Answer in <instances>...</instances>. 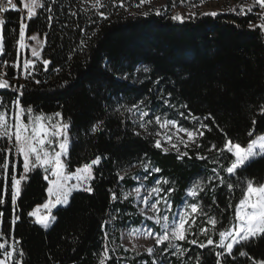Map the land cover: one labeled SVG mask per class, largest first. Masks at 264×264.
<instances>
[{
	"label": "trees",
	"instance_id": "obj_1",
	"mask_svg": "<svg viewBox=\"0 0 264 264\" xmlns=\"http://www.w3.org/2000/svg\"><path fill=\"white\" fill-rule=\"evenodd\" d=\"M21 1L14 0L18 8ZM160 1L159 15L156 10L146 16L129 14L139 0H123V7L120 0L114 4L109 1L92 10L81 6L79 0H41L43 7L26 21L19 11L2 14L0 74L10 87L0 89V112L12 115L16 99L35 114L59 112L69 125L65 159L69 172L101 157L93 167V191L73 193L66 207L54 210V222L45 230L29 213L46 199L47 173L35 168L27 174L14 208L11 176H21L23 163L14 149L12 153L0 152V162L5 155L9 162L6 180L0 169V242L3 237L12 243L14 260L19 256L22 264H98L105 245L108 248L105 232L141 223L132 201L124 200L123 193L136 186V172H126L148 164L145 175H150V182L158 177L167 179L164 192L174 189L169 195L173 208L182 204L191 185L213 177V168L224 184L215 178L197 196L207 216L198 214L195 228L186 240L177 242L187 250L183 256L173 255L174 249L162 251L166 244L153 255L118 247L116 252L108 250L106 264H217L215 253L223 251L215 246L218 232L235 223V206L247 183H263L264 155L229 175L224 169L233 157L226 151H209L211 145L222 148L229 139L246 146L264 134V31L249 27L250 23H261L258 16L235 7V11L216 16L196 14L181 23L173 20L171 13L195 9L201 0H185L183 4L180 0ZM21 22L26 25V37H43L41 61H50L47 71L39 63L22 81L14 67ZM129 109L146 110L151 118L165 115L188 129L207 124L211 130L201 129L204 135L197 138L200 147L194 145L185 150L187 156L178 159V153L155 147L153 134L133 132ZM189 113L199 120L186 119ZM97 124L99 128L93 132ZM250 131L252 137L248 136ZM10 147L7 139H0V150ZM198 154L207 159H198ZM154 167L161 171L152 174ZM228 184L233 187L229 189ZM111 216L114 220L110 222ZM208 216L217 219L215 230L205 224ZM15 217L19 219L13 224ZM202 227L208 229L207 235L200 233ZM209 237L213 245H207ZM193 239L196 244L188 242ZM114 241L118 243L117 235ZM200 243L207 246L200 248ZM241 251L247 255H239ZM262 260L264 235L235 245L233 254H225L220 264Z\"/></svg>",
	"mask_w": 264,
	"mask_h": 264
},
{
	"label": "snow or ice",
	"instance_id": "obj_2",
	"mask_svg": "<svg viewBox=\"0 0 264 264\" xmlns=\"http://www.w3.org/2000/svg\"><path fill=\"white\" fill-rule=\"evenodd\" d=\"M150 0H139V4L137 7L144 5L145 3H149ZM7 3L11 5L13 8L16 7L15 4L12 3V0H7ZM180 3H185V0H180ZM203 3V0H201ZM255 4L259 5L261 11L258 13L259 19L261 21L258 25L249 24L250 28L255 29L259 27L261 31H264V0H254ZM103 7L102 0H95L93 7ZM120 6L123 7V0H120ZM27 9V15L29 18L36 15V9L39 7H43L41 0H28V2L24 5ZM3 8H0V11H3ZM235 11V9H232ZM248 12L252 11V6H248ZM241 13H244V8L241 7ZM145 16L148 15L147 12L143 13ZM156 14H160V9H156ZM217 12L204 13V15H212L216 16ZM103 15V13H101ZM190 15L194 16L195 13H191ZM107 17H105L106 19ZM175 21H179L181 23L184 22L185 16L181 14H175L171 17ZM51 19V17H49ZM4 23L3 20H0V25ZM25 29L26 25L21 23L19 29V41L20 47L24 48V40H25ZM32 40H35L37 44L42 47L43 43L39 40L37 35H33L29 37ZM0 51H2V47H0ZM32 56L37 59L40 58V52L36 47H33L31 50ZM44 70H48L49 60L42 61ZM18 65H14L16 67ZM23 68L27 76L32 75V70L35 68V63L32 60H25L23 64ZM145 72L148 71L147 68L143 69ZM39 83V81H37ZM10 85L7 80L3 79L2 75H0V89H7ZM167 103V101H165ZM2 103V101H0ZM143 103V102H141ZM15 108L17 109L14 115V123L9 124L6 119V113L0 112V139H7L9 144L11 145L8 149L0 150L3 153H12L13 149L15 153L23 157V170L24 175H21L19 178L15 174L11 176V203L13 207L17 205V200L21 194V182L27 179V173L32 171L33 169L39 167L43 168L47 173L45 175V180L48 181V187L46 189L49 200L43 205L44 209H47L49 215L40 216L36 211L30 212V216L36 217V223L40 224L43 228L47 229L50 226L52 220L55 217L51 216V209L55 208L57 205L67 206L69 203V198L71 197L74 191H86L91 193L93 191L91 187V181L95 178L93 175V166L98 165L100 163L101 157L97 156L95 159L91 160L90 163L84 164L82 167H78L74 172L67 171L66 162L62 159V157L67 156L68 152V128L69 125L67 123H63V118L59 112L55 113V117H60L59 121L53 122V117H46L43 114H33V110L31 108L25 109L21 106L19 99L13 101ZM134 108H139V105H134ZM186 107V105L184 106ZM131 111V109H129ZM261 112H264V106L261 107ZM27 113L28 122L25 123L22 117ZM181 116H184V113H180ZM149 113L147 111H140V119L143 121L145 117H148ZM192 120H199L198 117L192 116L189 113L188 117ZM207 119V117L205 118ZM153 121L149 119L146 123H141L140 127L144 128L147 131V124H151ZM155 123L160 126L161 129H169L174 128L175 134L184 133L187 137V140L183 139V137H177L179 140V144H182L185 148L189 146V143L195 144L197 148L200 147V144L197 143V137H202L204 135V131L201 129L211 130L207 124H200V127L195 130H190L188 128L182 127L178 121L162 118L161 116H155ZM255 124V121L253 122ZM99 128V125H94L92 131L95 132ZM157 136L163 135L165 143L169 144L172 149H174L179 155L178 159H182L187 156L188 153L181 152L180 147L177 143H173L172 135H164L161 132L156 133ZM249 137L253 136V132L248 133ZM62 137V139H61ZM14 141V142H13ZM56 145L59 150H56L53 145ZM155 147L161 148V140L157 139L155 141ZM165 152L168 151V148L163 149ZM215 150L218 154H222L225 151L230 153L233 159L231 160L230 166H227L224 170L229 175H234L238 170L246 169V167L252 162V160L256 159L258 156L264 155V134H259L255 138L251 139L246 146H242L241 143L233 142L232 140H227L222 148H217L215 144L211 145L209 151ZM198 159L205 160L207 157L202 155H197ZM8 167L9 162L7 159V155L2 162H0V169H3V178L6 180L8 176ZM145 172L148 171L149 165L143 164ZM223 167V166H222ZM152 172H160L161 170L158 167H154L151 169ZM214 176L209 177V181L214 178H218L220 184H224V178L219 175V172L215 168L212 169ZM54 177V178H50ZM147 177H145L146 179ZM120 180H123V176H119ZM69 181H75V183H69ZM155 187H152L148 190L147 195L141 197V187H136L132 192H127L123 194V199H128L129 196H133L137 200H141L151 212L155 215H147L142 212L146 216V219L154 221L156 225H159L161 231L154 233L151 229L146 230L144 233L147 237H153L155 239L156 245H161L167 242V247L162 251L167 252L169 249H175L172 253L173 255H177L178 258L183 256L186 253V249H182V247L175 243V241H184L186 240V236L190 230L191 225L186 228V224H189V219L191 218V224H195V215L201 214L206 215L202 210V206L199 203H191L185 204L183 210L178 211L174 218L173 223L169 225L167 222L169 221V216L160 215V207L159 205L163 202L167 210H171L172 205L168 199V196H161L160 193L164 191L163 188L160 187V184H167L168 180H156ZM229 189L233 186L228 184ZM169 195L174 189L167 190ZM204 191V185L201 182H196L192 187L187 190L186 195L195 199L200 192ZM155 196V202L149 203V200ZM117 199L116 194L112 193V200L115 201ZM0 203H3L0 200ZM3 214L0 213V216ZM19 217H15L12 221L15 224L16 220ZM114 219V218H113ZM235 223L231 228L220 230L218 232L219 241L216 243V247L223 249L222 252L217 251L215 253L217 258V264H220L221 259L226 255L231 256L233 254V248L237 244H241L243 242H247L250 239L264 235V184L255 185L254 182L249 181L246 185V190L243 191L242 199H240L239 203L235 206V215H234ZM164 221V223H161ZM105 224L108 222L105 221ZM207 223L212 226V229L215 230L216 225L218 223L215 216H208ZM104 225H102V228ZM133 233L140 232L139 229H133ZM200 233L203 235L208 234V229L206 227L200 228ZM108 233H104V238L107 240ZM191 244H196L197 241L195 239L188 241ZM18 243V241H17ZM214 241L211 237L207 239V245H213ZM204 243H200L199 247L204 248L207 246ZM4 248V244H0V249ZM127 251V249H125ZM154 249L152 247L147 248V252L149 255L153 254ZM9 257L13 255V253H7ZM20 255H23L21 252ZM241 256H246L247 253L241 251L239 253ZM110 259L108 255V248L105 245L101 258L99 259L98 264H106V261ZM0 264H4L3 261H0ZM18 264H22V262H18ZM153 264H156V261H153ZM199 264V261H198ZM254 264H264V260L254 262Z\"/></svg>",
	"mask_w": 264,
	"mask_h": 264
},
{
	"label": "rangeland",
	"instance_id": "obj_3",
	"mask_svg": "<svg viewBox=\"0 0 264 264\" xmlns=\"http://www.w3.org/2000/svg\"><path fill=\"white\" fill-rule=\"evenodd\" d=\"M109 1H111L112 4H114L116 2V0H102V3H108ZM27 2H28V0H22L21 1V7L18 8L16 6L15 8H13L11 6L12 8L7 9L6 8V5L8 4L7 0H0V8L4 9L3 11H0V20H2L1 19L2 18V14L5 11H9V10L10 11H19L22 14L23 20H25V21L28 20L29 17L27 15V9L24 7V5ZM12 3L15 4L14 0H12ZM79 3L81 4V6H85L84 8L88 9V10H92V9H95V8L99 7V6H97L95 8L93 7V4L95 3V0H79ZM161 6H162V2L160 0H150L149 3H145L142 6L137 7L135 5L132 9L128 10V13L129 14H135V15H142L143 13L148 12L150 10L153 11V10L159 9ZM248 6H252V11L249 12V13H251V14H253L255 16H258V13L261 11V9L259 8L258 4L254 3V0H204L203 3H201L195 9H189V10L178 9V10L173 11L171 13V17L173 15L179 13V14L185 16L186 18L184 20H186V19H189V18L192 17V15H190L191 13H195V15L196 14L211 13V12L222 13V12H228V11L232 10L233 8H235V7H237L239 12H240L241 7L244 8V11L248 12V10H247ZM258 20L260 21L259 16H258ZM33 35H36V34H33ZM33 35H30L29 37H31ZM37 36H38L39 40L44 44L43 37H40L39 35H37ZM29 37L25 36V40H24L25 47L24 48L20 47V41L19 40H18V43H17V61H16L15 65H18V66L15 67V70L18 71L19 74H20V81L24 80L25 76L27 75V73H25L24 68H23V64H24L25 60L34 61L35 66L38 65L39 63H42V61H41V50H42L43 46L40 47L35 40H32ZM1 38H2V25H0V47H1ZM33 47H36L38 49V51L40 52V58L39 59H37L36 57L32 56L31 50H32ZM0 75H2L3 79H5L4 74H0ZM141 110L142 109H133V110L131 109V111L128 110L129 121H130V124L133 127V132L134 133L139 134V135H150V134H153V136L155 138V141L157 139L161 140L162 147L160 149L163 150L164 148H168V151H171V152H176V151L174 149H172L169 144L165 143L163 135L157 136L156 135L157 132H161L164 135H172L173 136V143H177L179 145L181 152H185V150L190 149V148H192L195 145V144L189 143V146L187 148H185L182 144H179V140H178L177 137L178 136L179 137H183V139L187 140L186 135L184 133H177V134L174 135V133H175V129L174 128L161 129L160 126L155 123V117L151 118L150 114H149L148 117H145L143 119V121H142L140 119V111ZM16 111H17V109L14 108V113L12 115H10V116H6L7 122L10 125L14 123V115H15ZM142 111H146V110H142ZM33 114H35V113H33ZM36 115H39V114H36ZM45 116L46 117H53V122H56V121L60 120V117H55L54 115H45ZM161 117L162 118H166L165 115H161ZM22 119H23V121L25 123L28 122L27 113H25V115L22 117ZM149 119H151L153 121V123L147 124V131H145L144 128L140 127V124L141 123H146ZM167 119H169V118H167ZM63 123H65V122L63 121ZM150 126L153 128L152 132H151L152 129H151ZM148 129H150V130H148ZM190 130H194V129H190ZM67 132H68V130H67ZM61 139H62V137H61ZM69 144H70V137H69V133H68V148H69ZM53 147H55L56 150H59L58 147L55 144L53 145ZM14 153H15V150H14ZM67 154H68V152H67ZM16 155H18V154H16ZM18 156L21 158L22 163H23V157L20 156V155H18ZM62 159L65 161L66 156L62 157ZM82 166H80V167H82ZM37 168H39V167H37ZM40 169H43V168H40ZM132 172H136V175L133 178L134 182L136 183V186L126 190L124 193L132 192L133 189H135L136 187H141V197H143V196L147 195L148 190H150L152 187L156 186L155 183H154L156 180H158V179L163 180L162 178L158 177V178H155L152 182H150L149 181V176L150 175H145V170H144V168L142 166H134L132 169H130L126 173H132ZM151 173L153 174L155 172L151 171ZM24 174L25 173H24V170H23L21 175H24ZM145 177H147V178L145 179ZM50 178H54V177H50ZM214 180H215V178L212 179V181H214ZM24 181L25 180H23L21 182V186H22V183ZM197 182H201L204 186H206L210 181H209V178H208L207 180L206 179H200ZM69 183H75V181H69ZM262 184H264V181H263ZM165 185L166 184L161 183L160 187L164 189ZM193 185H191V187ZM47 187H48V181H47ZM76 192H79V191H74L73 193H76ZM160 195L161 196H168V199H169V201H170V203L172 205L171 198H170V196H169V194L167 192L163 191L162 193H160ZM196 198L193 199L192 197H189V196L186 195V197H185L184 201L182 202V204L180 206L176 207V208H173V205H172V208H171L170 211L167 210L166 205L163 202H161V204L159 205V207L161 209L160 215L161 216H164V215L169 216V221L167 223L169 225H171L173 223V218H174L175 214L178 211L183 210L185 204H191V203H194V202L197 203ZM155 199H156V197L153 196L149 200V203H154ZM48 200H49V197H48V194H47V191H46V199H45V201L42 204L37 205L31 212L36 211L38 213V215H40V216L49 215L48 210L43 208V205ZM69 200H70V198H69ZM126 200H131L132 201L131 202V206L134 208L135 212L141 218V223L138 224V225H132L130 223H127V224H125L123 227H121L118 230L116 228H112V229L108 230L107 231L108 237H107V240H106L107 244H108V250L111 251V252H116L117 248L120 247V248H122L123 251H125V249H127V252H131V253L134 252V253H140V254L149 255V253L147 252V248L152 247L154 249V251H153V254H154L156 249L160 248L163 244L156 245L155 239L153 237H147L144 233L148 229H151L154 233L160 232L161 229H160L159 225H156L154 223V221L146 219V216L144 214H142V212L147 214V215H155V214L153 212H151L149 210V208L141 200H137L133 196H129V198L126 199ZM63 207H66V206L57 205L55 208H52L51 209V216L54 217V215H53L54 210H56L57 208H63ZM194 215H195V224H191V218L189 219V224H186V228H188L189 225H191L189 232H191V230L194 229L195 226H196V221H197V215L198 214H194ZM31 218L34 220V222L36 221V217L35 216H31ZM113 218H114V216H111L110 222H111V220H114ZM53 222H54V220L51 221L50 226L53 224ZM204 222L206 224L207 220H205ZM161 223H164V221H161ZM37 225H39L41 228H43L40 224H37ZM43 229H45V228H43ZM133 229H139L140 232L133 233V231H132ZM115 235L118 236V243H116L114 241V236ZM177 242H181V241H175V243H177ZM164 244H166V247H167V242H165ZM161 255L162 254L160 253V256ZM0 261H3L4 264H12L11 260L7 261L4 258H0Z\"/></svg>",
	"mask_w": 264,
	"mask_h": 264
},
{
	"label": "built area",
	"instance_id": "obj_4",
	"mask_svg": "<svg viewBox=\"0 0 264 264\" xmlns=\"http://www.w3.org/2000/svg\"><path fill=\"white\" fill-rule=\"evenodd\" d=\"M0 244H4V248L0 249V258H4L5 260L9 261L11 260L12 264H18V262H21L20 257H16L15 260L13 259L14 256V250H13V246L12 243L6 239H3L0 242ZM13 253V255L11 257H9L7 255V253Z\"/></svg>",
	"mask_w": 264,
	"mask_h": 264
},
{
	"label": "bare ground",
	"instance_id": "obj_5",
	"mask_svg": "<svg viewBox=\"0 0 264 264\" xmlns=\"http://www.w3.org/2000/svg\"><path fill=\"white\" fill-rule=\"evenodd\" d=\"M6 8L9 9V8H12V7H11V5L7 4Z\"/></svg>",
	"mask_w": 264,
	"mask_h": 264
}]
</instances>
